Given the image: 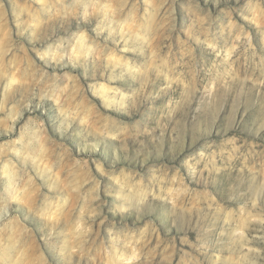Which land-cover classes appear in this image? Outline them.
Wrapping results in <instances>:
<instances>
[{
  "label": "rangeland",
  "instance_id": "obj_1",
  "mask_svg": "<svg viewBox=\"0 0 264 264\" xmlns=\"http://www.w3.org/2000/svg\"><path fill=\"white\" fill-rule=\"evenodd\" d=\"M0 264H264V0H0Z\"/></svg>",
  "mask_w": 264,
  "mask_h": 264
}]
</instances>
